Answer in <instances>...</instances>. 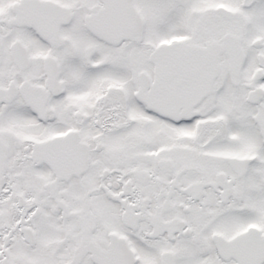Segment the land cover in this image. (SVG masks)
<instances>
[{"label":"snow or ice","instance_id":"6c2138e0","mask_svg":"<svg viewBox=\"0 0 264 264\" xmlns=\"http://www.w3.org/2000/svg\"><path fill=\"white\" fill-rule=\"evenodd\" d=\"M0 264H264V0H0Z\"/></svg>","mask_w":264,"mask_h":264}]
</instances>
